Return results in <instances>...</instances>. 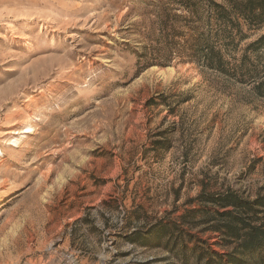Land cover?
Here are the masks:
<instances>
[{
  "label": "rangeland",
  "instance_id": "obj_1",
  "mask_svg": "<svg viewBox=\"0 0 264 264\" xmlns=\"http://www.w3.org/2000/svg\"><path fill=\"white\" fill-rule=\"evenodd\" d=\"M152 1L0 0V264H205L180 237L233 250L219 196L264 218V98L141 69Z\"/></svg>",
  "mask_w": 264,
  "mask_h": 264
},
{
  "label": "trees",
  "instance_id": "obj_2",
  "mask_svg": "<svg viewBox=\"0 0 264 264\" xmlns=\"http://www.w3.org/2000/svg\"><path fill=\"white\" fill-rule=\"evenodd\" d=\"M151 3L153 24L160 34L135 50L141 69L170 65L179 58L180 62L195 64L228 81L246 84L252 94L264 98V0H154ZM255 34L253 40L241 47ZM161 97L164 96L157 98ZM148 103L160 102L151 97ZM218 201L222 206L234 205L242 213L224 212L225 221L213 225L219 229L226 227L236 246L227 253L211 252L201 240L190 247L184 234L180 237L183 253H196L198 260L207 255L205 264H264V218L256 222L251 213L252 203L242 202L229 193L219 196ZM258 202L264 204V197ZM157 227L166 226L160 222ZM138 234L135 232L134 236Z\"/></svg>",
  "mask_w": 264,
  "mask_h": 264
},
{
  "label": "bare ground",
  "instance_id": "obj_3",
  "mask_svg": "<svg viewBox=\"0 0 264 264\" xmlns=\"http://www.w3.org/2000/svg\"><path fill=\"white\" fill-rule=\"evenodd\" d=\"M30 128H31V127H27L26 131H29ZM14 132H16V131H14ZM17 132H18V131H17ZM21 132H23V130H21Z\"/></svg>",
  "mask_w": 264,
  "mask_h": 264
}]
</instances>
